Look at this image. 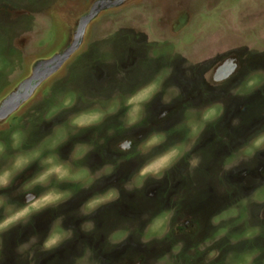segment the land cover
<instances>
[{
    "label": "rangeland",
    "instance_id": "1",
    "mask_svg": "<svg viewBox=\"0 0 264 264\" xmlns=\"http://www.w3.org/2000/svg\"><path fill=\"white\" fill-rule=\"evenodd\" d=\"M154 83L159 91L128 126V97ZM69 95L73 106L65 108ZM215 105L217 116L204 122L203 112ZM6 107L0 173L19 155L39 150L41 157L0 189L5 208L18 210L25 196L32 202L53 190L68 196L0 232V264H248L250 254L251 264H264V149L242 151L264 133V0H0V110ZM53 108L59 111L48 118ZM93 110L106 113L99 123L71 124ZM189 120L204 124L191 151L162 178L138 179L168 148L192 143ZM154 132L165 142L143 151ZM65 134L53 149L52 140ZM77 144L89 150L71 160ZM50 155L91 175L64 182L53 176L26 188ZM113 188L118 199L81 211ZM168 211L167 235L144 244L146 226ZM7 214L0 209V221ZM54 228L72 235L45 251Z\"/></svg>",
    "mask_w": 264,
    "mask_h": 264
},
{
    "label": "clouds",
    "instance_id": "2",
    "mask_svg": "<svg viewBox=\"0 0 264 264\" xmlns=\"http://www.w3.org/2000/svg\"><path fill=\"white\" fill-rule=\"evenodd\" d=\"M159 86L154 84H150L145 88L139 90L134 95L128 97L126 101V105L129 107V111L127 112V124L128 126H133L137 124L142 116V105L145 102H148L152 96L159 91ZM177 91V90H176ZM165 100H168V97H165ZM118 104V101H116ZM73 106L72 96H67L63 101V107L69 108ZM117 109L113 107L108 108V113L115 112ZM59 109L53 108L49 113L48 118H51ZM105 112L93 110L88 113H80L71 119V124L77 128H87L91 127L94 124L99 123L105 116ZM217 116V105L207 108L202 115V120L204 122L211 121ZM188 126L191 129L189 133V137L192 141L191 144H177L162 154L158 155L151 161L147 162L140 170L138 174V179L146 178L148 176H155L156 178H162V174L165 170L169 169L184 153L191 151L192 145L195 144L196 140L199 138V135L204 127V124H197L191 120L188 121ZM68 139L67 135L58 136L56 139L52 140L51 147L54 149L58 145L66 142ZM166 140V135L162 132H154L152 133L141 145L143 151L147 152L154 147H157L164 143ZM14 147H18L21 143V135L19 132L13 134ZM264 149V133L257 135L250 144L246 145L242 151L247 156H253L256 150ZM4 146L0 145V152H3ZM88 147L84 145L77 144L73 151L70 153L71 160H80L83 159L87 154ZM41 157V152L39 150L32 152L28 155H19L15 158V162L12 165V168L9 170H5L0 173V189L7 188L15 174L22 172L26 167H28L34 160L39 159ZM42 165L46 166L45 170L40 172L36 177L25 187L31 188L38 184H45L51 177L55 176V178L60 181H80L88 178L91 173L88 168H82L79 172H73L72 166L69 161L61 160L57 155H50L47 158L41 161ZM199 163L198 158L193 157L190 160V164L192 167H196ZM232 166L229 164H225V168H230ZM106 172H110L111 169L106 168ZM91 183V180H89ZM86 187L88 185H85ZM138 186H142L138 184ZM68 196L67 193H60L55 190L50 191L44 195H42L38 200H34L32 202H28L27 196H25V205L19 207L18 210L12 211L10 207L5 208L6 201L0 196V209H4L8 214L5 218L0 221V232H3L6 229H9L11 226L17 224L21 220H25L29 216L32 215L33 212H39L41 209L48 207L49 205L56 204ZM119 198V192L116 189H109L103 194H99L91 198L87 203L83 206L81 211L88 215L91 212H94L99 206L111 202L115 199ZM174 215V211H168L162 213L161 215L155 217L152 222L146 226L145 235L143 236L142 242L144 244H148L152 239H163L165 235H167L169 230V224L171 222L172 216ZM219 222V217H215L212 220V223L215 225ZM59 224V221H57ZM93 227L92 223L89 222L84 225V230L89 231ZM258 231V230H257ZM71 231H63L62 229L57 231L55 228L52 230L51 234L45 240L43 244V250L51 251L57 248L63 240L71 237ZM35 237H33V240ZM111 242H117V238L114 236L111 237ZM28 247L27 244L20 245V251H24ZM183 247L182 243L177 244L172 249L174 254H177L179 250ZM216 253H209V258H214ZM254 259L253 255H248L246 260L248 264H251ZM160 264V262H158Z\"/></svg>",
    "mask_w": 264,
    "mask_h": 264
},
{
    "label": "flooded vegetation",
    "instance_id": "3",
    "mask_svg": "<svg viewBox=\"0 0 264 264\" xmlns=\"http://www.w3.org/2000/svg\"><path fill=\"white\" fill-rule=\"evenodd\" d=\"M32 80H39V78L37 77V76H34L33 78H32ZM25 95H26V93H22V94H19V95H17V100L19 101V100H23V96L25 97ZM6 109H7V107L5 108V110H0L2 113H5V111H6Z\"/></svg>",
    "mask_w": 264,
    "mask_h": 264
},
{
    "label": "snow or ice",
    "instance_id": "4",
    "mask_svg": "<svg viewBox=\"0 0 264 264\" xmlns=\"http://www.w3.org/2000/svg\"><path fill=\"white\" fill-rule=\"evenodd\" d=\"M226 72L228 71V69L225 70Z\"/></svg>",
    "mask_w": 264,
    "mask_h": 264
}]
</instances>
